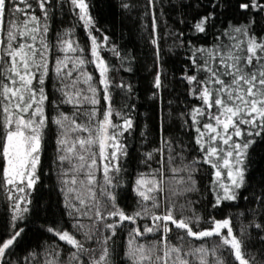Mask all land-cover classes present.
<instances>
[{"label": "snow or ice", "instance_id": "1", "mask_svg": "<svg viewBox=\"0 0 264 264\" xmlns=\"http://www.w3.org/2000/svg\"><path fill=\"white\" fill-rule=\"evenodd\" d=\"M67 2L78 9L76 15L88 29L91 58L83 55L85 49L70 38L72 29L56 34L54 42L49 39V10L57 7L54 0H0V189L7 191L12 211L9 235L0 240V264H12V249L32 211L30 194L40 182L45 130L50 122L60 130L56 161L65 207L70 210L67 215L76 220L71 227L82 233L84 240L68 229L46 227L74 251L62 260L63 250L57 244L47 251L43 264H114V248L109 242L125 222L133 225L128 230L127 249L131 264H264V246L258 252L250 251L249 229L264 245V218L257 222L255 209L251 210L253 218L237 230L232 217L217 219L210 214L205 219L194 206L198 200L186 199L178 205L173 199L201 193L195 174L203 165L209 166L214 176L207 185L214 196L212 208L247 199L241 197L240 190L246 184L249 153L264 143V34H256L252 15H264V0L239 3V9L249 16L238 24L230 23L211 46H192L189 42L187 59L193 71L185 73L183 79L190 86L189 95L199 103L177 118L182 131L194 132L191 139L199 156H189L188 145L182 141L161 135L157 146L142 154L140 162L148 171L140 172L134 180L140 199L131 212L120 207L114 190L123 183L122 162L129 156L125 134L131 136L136 128L130 114L135 103L129 104L126 99L119 108L114 107L113 80L109 76L112 69L101 55L100 38L93 34L96 21L89 2ZM226 3L209 0L211 10L200 15L191 27L206 33L217 19L215 10ZM149 6L154 7V0H149ZM37 8L41 15L36 14ZM152 21L151 42L157 46L158 56L154 12ZM102 39L107 45L109 38ZM180 44L184 46L183 41ZM111 51L119 56L115 46ZM89 64L99 70L102 88L93 84L94 77L86 70ZM53 73L60 85L55 101L46 91ZM162 75L158 70L153 82L156 90L164 86ZM116 87L132 92L131 85L120 83ZM101 91L103 110L99 107ZM49 104L56 110L55 117L47 112ZM62 105H71L75 111L66 114ZM141 135L147 139L145 133ZM172 181L177 188L170 187ZM259 202L264 208V198ZM85 217L91 225L80 222ZM143 219H150L151 226L138 224ZM201 223L207 226L200 228ZM173 229L179 231L174 233ZM146 235L154 238L141 242L139 238ZM187 238L204 243L189 246ZM85 241H95L98 247L86 246ZM29 255L36 257L37 253Z\"/></svg>", "mask_w": 264, "mask_h": 264}, {"label": "trees", "instance_id": "2", "mask_svg": "<svg viewBox=\"0 0 264 264\" xmlns=\"http://www.w3.org/2000/svg\"><path fill=\"white\" fill-rule=\"evenodd\" d=\"M88 2L91 14L96 21L93 34L100 38L99 41L103 44L101 55L112 69L109 76L113 80L114 107L119 108L126 99L129 104L135 103V109L130 114L135 119L136 128L131 136L125 134L128 137L125 142L129 146V156L122 162L124 166V171L121 173L123 183L114 190L120 207L126 212H131L137 207V201L140 199L134 190V180L140 172L148 171V168L140 162L142 154L157 146L161 135L167 134L173 139L182 141L183 144L188 145L187 154L189 156H199L198 151L195 150L197 146L191 139L194 132L182 131L181 122L177 118L178 114L184 112L186 108L199 103L189 95L190 86L183 79L185 73L190 75L193 71L187 59L189 42L192 46H211L215 37L230 23L238 24L249 16V12L241 11L238 7L239 3L247 2V0H227L225 7L215 10L217 19L212 21L206 33L196 32L191 25L200 15L211 10L208 7L209 0H154V7L149 6V0H88ZM54 3L57 7L49 10L51 29L48 34L49 39L54 42L56 34L72 29L70 38L78 41L85 49L83 55L91 58L88 29L76 15L78 9H73L67 0H54ZM125 4L128 7H124ZM153 12L156 17V32L159 36L158 56L157 46L151 42ZM36 14L41 15L38 8ZM252 15L255 17L256 34H264V15L255 13ZM103 36L109 38L107 45L103 42ZM181 41L184 43L183 47L180 44ZM112 46L118 50L119 56L112 53ZM59 55L63 54L59 53ZM86 70L93 75V84L102 88L98 83L100 74L95 65H87ZM158 70L163 72L161 78L164 86L161 90H156L153 86ZM120 83L131 85L132 92L128 93L126 88L116 87ZM59 86V81L53 73L50 83L46 85L51 101L59 97L57 91ZM81 86L86 87V85ZM99 95L101 96L99 107L103 110L105 105L102 99L103 92L101 91ZM128 97L131 98L128 99ZM169 101L172 102L171 107H169ZM84 107L90 109L92 106L85 105ZM61 110L66 114L75 111L71 105H62ZM47 112L50 117L57 115L52 104L47 106ZM113 119L120 122L116 116ZM161 128L165 131L162 132ZM59 131L58 126L51 122L45 130L40 182L30 194L32 211L27 216L23 234L12 249L14 253L10 257L12 264H43L44 259L47 258V251L57 244L63 250L62 260L70 251H74L71 246L48 233L45 230L48 226L68 229L75 233L78 239L84 240L82 233L76 232V229L71 227L76 220L67 215L70 210L65 207V195L61 191L63 185L60 180V166L56 161ZM141 132L145 133L147 139L141 135ZM152 167L155 168L157 165L152 163ZM211 172L209 166H201V170L195 174L201 193L194 192L189 193L187 197H175L173 198L175 202L179 205L185 203L186 199L193 202L198 200L199 202L194 206L205 219L210 214L217 219L232 217L233 226L237 230L241 223H248L253 218L252 209H255L257 222L264 218V208L259 202L260 198H264V143L258 144L255 150H250L249 153L246 184L240 190L241 197H247V199L225 202L220 208H212L211 202L214 196L207 191L208 182L214 180V176L210 175ZM100 178L102 182V176ZM170 187L177 188L178 186L175 181H172ZM7 197V191L0 189V240L6 239L10 231L12 211L11 202ZM241 213L243 215H240ZM185 214L188 213L185 212ZM80 222L85 225L92 223L86 217L81 218ZM151 223L150 219L138 220L141 226H151ZM206 226L204 223L199 225L200 228ZM132 227L133 225L125 222V225L117 229L116 236L112 237L109 242V246L114 248V264H131L127 257V249L130 238L128 230ZM141 230L143 231V227ZM173 231L175 233L179 230L173 229ZM249 231L252 236L250 251L258 252L259 248L264 245L260 244L255 231L252 229ZM107 234L105 231L104 235ZM153 238L151 235H146L139 240L143 242ZM169 238L176 243L171 235ZM186 242L189 246L204 243V241L192 240V238H187ZM85 244L86 246L90 244L94 248L98 247L95 241H85ZM32 252L37 253V256H30Z\"/></svg>", "mask_w": 264, "mask_h": 264}, {"label": "rangeland", "instance_id": "3", "mask_svg": "<svg viewBox=\"0 0 264 264\" xmlns=\"http://www.w3.org/2000/svg\"><path fill=\"white\" fill-rule=\"evenodd\" d=\"M100 42V41H99ZM101 46L103 45L102 42H100ZM99 71V70H98Z\"/></svg>", "mask_w": 264, "mask_h": 264}]
</instances>
